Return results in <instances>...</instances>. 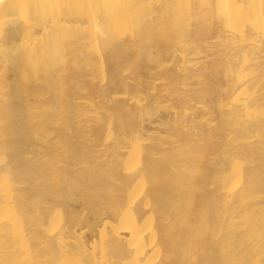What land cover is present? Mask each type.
<instances>
[{
	"label": "bare ground",
	"instance_id": "1",
	"mask_svg": "<svg viewBox=\"0 0 264 264\" xmlns=\"http://www.w3.org/2000/svg\"><path fill=\"white\" fill-rule=\"evenodd\" d=\"M0 264H264V0H0Z\"/></svg>",
	"mask_w": 264,
	"mask_h": 264
}]
</instances>
